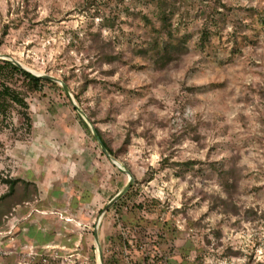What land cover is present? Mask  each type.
<instances>
[{
	"label": "rangeland",
	"instance_id": "obj_1",
	"mask_svg": "<svg viewBox=\"0 0 264 264\" xmlns=\"http://www.w3.org/2000/svg\"><path fill=\"white\" fill-rule=\"evenodd\" d=\"M170 1L190 50L163 69L133 51L144 16L159 24L154 0H0V54L67 78L72 94L97 81L77 103L135 178L122 221L112 208L101 222L105 264H264V0ZM211 8L227 15L219 34ZM99 36L124 62L97 65ZM27 103L0 124V176L39 192L2 219L0 264H97L96 223L128 176L61 86Z\"/></svg>",
	"mask_w": 264,
	"mask_h": 264
},
{
	"label": "trees",
	"instance_id": "obj_2",
	"mask_svg": "<svg viewBox=\"0 0 264 264\" xmlns=\"http://www.w3.org/2000/svg\"><path fill=\"white\" fill-rule=\"evenodd\" d=\"M154 2L157 6L156 16L158 18L159 24L153 23V21L148 16H144V20L147 23L148 27V38L143 46L136 47L133 49V51L136 57H141L145 60H148V62L152 63L153 66L157 69H163L168 67L172 63L181 60L189 53L190 37L187 36L178 38L175 34L172 23L173 19L177 15L175 1L154 0ZM218 10L219 9L211 8L210 11L208 13H205L203 16L205 20H211L212 18H214V15H218V18L216 17V21L218 23V26L216 27V33L219 34L225 27L227 15L225 13H221ZM261 23L262 25H264L263 17ZM210 36L211 34L208 30L203 33L202 46H205L206 42H210ZM99 38L101 45L99 46V48H97V65H113L119 62H124L123 52L112 51L111 45L103 41L101 39V36H99ZM246 38L249 39V37ZM105 73L111 75L113 74V71H105ZM64 82L67 83L68 79L64 78ZM46 83L58 86L52 81L37 78L32 74L19 69L12 63L0 61V124H4L5 126L9 125V114L10 111L14 108H20L22 110V116L27 117V111L29 110L27 96L30 94L39 93ZM93 83L96 84L97 81L95 79L89 80L80 86L79 92L73 93L76 101L80 105H82V92L86 90L89 84ZM18 86H20V89L18 88ZM89 118L96 126L97 122L95 121V119L92 116H89ZM26 124L27 130L31 131V119L28 118V122ZM83 124L85 125L86 130L91 135L84 121ZM96 130L101 137L104 145L108 149L109 153L113 157L118 158L117 153L112 149L103 132L97 126ZM169 165V158L164 159L161 163L162 168H166ZM214 168L221 173L223 183H226V185H228L227 183H230L228 176L233 172L228 170L222 171V168L219 166V164L214 165ZM158 171L159 170L150 171V173H148V181H152L154 178V174H156ZM0 182L7 186L6 193L0 196L1 225L2 219L7 216L8 213H11L13 208L33 201V198L37 196L39 192V188L36 183L23 179H4L0 176ZM132 191L133 187L129 191V193L113 207V209H116L119 214V222L122 221L123 215H125L129 211L128 208H125L124 206L127 205V200L131 198ZM125 225L127 226L128 224L125 223ZM106 264H108V262H106Z\"/></svg>",
	"mask_w": 264,
	"mask_h": 264
},
{
	"label": "water",
	"instance_id": "obj_3",
	"mask_svg": "<svg viewBox=\"0 0 264 264\" xmlns=\"http://www.w3.org/2000/svg\"><path fill=\"white\" fill-rule=\"evenodd\" d=\"M0 61L12 63L13 65L18 67L19 69H21V70H23L29 74H32L33 76H35L37 78L49 80V81H52V82L58 84L59 86H61L62 89L64 90V92L66 93V95L68 96V98L70 99L74 109L80 115V117L82 118V120L84 121V123L86 124L88 129L90 130L91 134L93 135V137H94L95 141L97 142L102 153L112 162V164L114 166H116L119 170H121L122 172H124L128 176V181H127L126 185L122 189H120V191L109 201V203L103 209V211H102L101 215L99 216V219L96 223L95 229H94V236H95V243H96L95 247H96V252H97V264H105L104 251H103V247H102V243H101V239H100V233H99L101 222H102L105 214H107L132 189V187L135 184L134 175L122 163H120L116 158H114L109 153V151L106 148V146L104 145L101 137L99 136V134L96 130V127L94 126V124L90 120L87 113L77 103L74 95L72 94L70 88L68 87V85L65 82H63L62 80H60L56 77H53V76H50L47 74H35L32 71H30L28 68H26L24 66V64H22L20 61L14 59V58H10L6 55L0 54Z\"/></svg>",
	"mask_w": 264,
	"mask_h": 264
},
{
	"label": "bare ground",
	"instance_id": "obj_4",
	"mask_svg": "<svg viewBox=\"0 0 264 264\" xmlns=\"http://www.w3.org/2000/svg\"><path fill=\"white\" fill-rule=\"evenodd\" d=\"M25 66V65H24ZM26 68H28L30 71H32L33 73H35V74H41L40 72H38V71H35V70H33V69H31V68H29V67H27V66H25Z\"/></svg>",
	"mask_w": 264,
	"mask_h": 264
}]
</instances>
